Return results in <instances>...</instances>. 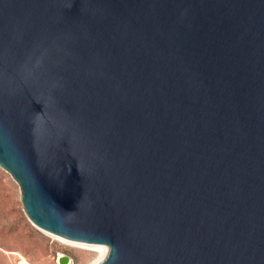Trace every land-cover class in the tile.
<instances>
[{"label": "water", "instance_id": "95a60500", "mask_svg": "<svg viewBox=\"0 0 264 264\" xmlns=\"http://www.w3.org/2000/svg\"><path fill=\"white\" fill-rule=\"evenodd\" d=\"M0 167L97 264H264V0H0Z\"/></svg>", "mask_w": 264, "mask_h": 264}, {"label": "rangeland", "instance_id": "374dc122", "mask_svg": "<svg viewBox=\"0 0 264 264\" xmlns=\"http://www.w3.org/2000/svg\"><path fill=\"white\" fill-rule=\"evenodd\" d=\"M62 255L73 259V264H94L100 257L93 249L35 226L24 212L20 187L0 167V264H15L20 256L32 264H59Z\"/></svg>", "mask_w": 264, "mask_h": 264}, {"label": "bare ground", "instance_id": "6f19581e", "mask_svg": "<svg viewBox=\"0 0 264 264\" xmlns=\"http://www.w3.org/2000/svg\"><path fill=\"white\" fill-rule=\"evenodd\" d=\"M55 237H56V236H55ZM59 238H60V237H59ZM60 239H62V238H60ZM62 240L66 241V242H68V243H72V244H77V245L85 246V247H88V248H90V249H93V250L97 251V252L99 253V256H100V257H99V260L96 261V263H94V264H97L98 262H100L103 258H105V257L108 255V249H107V247H105V246L86 245V244H79V243L69 242V241H67V240H65V239H62ZM71 264H73V262H71Z\"/></svg>", "mask_w": 264, "mask_h": 264}, {"label": "built area", "instance_id": "2783aa9c", "mask_svg": "<svg viewBox=\"0 0 264 264\" xmlns=\"http://www.w3.org/2000/svg\"><path fill=\"white\" fill-rule=\"evenodd\" d=\"M15 264H32L24 257L20 256Z\"/></svg>", "mask_w": 264, "mask_h": 264}]
</instances>
